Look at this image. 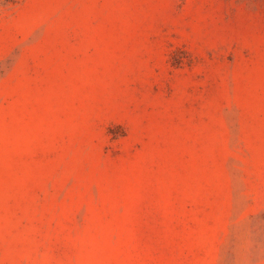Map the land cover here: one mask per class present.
Segmentation results:
<instances>
[{
	"label": "rangeland",
	"instance_id": "374dc122",
	"mask_svg": "<svg viewBox=\"0 0 264 264\" xmlns=\"http://www.w3.org/2000/svg\"><path fill=\"white\" fill-rule=\"evenodd\" d=\"M0 264H264V0H0Z\"/></svg>",
	"mask_w": 264,
	"mask_h": 264
}]
</instances>
